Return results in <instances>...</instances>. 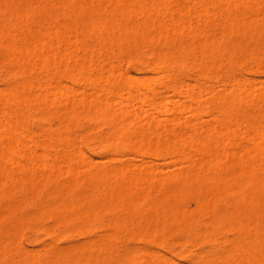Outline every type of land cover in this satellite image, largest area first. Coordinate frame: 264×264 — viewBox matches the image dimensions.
Segmentation results:
<instances>
[{
	"label": "rangeland",
	"instance_id": "rangeland-1",
	"mask_svg": "<svg viewBox=\"0 0 264 264\" xmlns=\"http://www.w3.org/2000/svg\"><path fill=\"white\" fill-rule=\"evenodd\" d=\"M219 1L0 0V264H264V3Z\"/></svg>",
	"mask_w": 264,
	"mask_h": 264
},
{
	"label": "bare ground",
	"instance_id": "bare-ground-1",
	"mask_svg": "<svg viewBox=\"0 0 264 264\" xmlns=\"http://www.w3.org/2000/svg\"><path fill=\"white\" fill-rule=\"evenodd\" d=\"M127 1H128V0H127ZM140 1H141V0H140ZM228 1H229V0H228ZM248 1H249V0H248ZM131 2H132V1H131ZM159 2H160V1H158V3H159ZM198 2H199V1H198ZM219 2H221V1H219ZM224 2H225V0H224L223 2H221V3H224ZM229 2H230V1H229ZM232 2H233V1H232ZM236 2H237V1H236ZM236 2H235V3H236ZM242 2H243V1H242ZM252 2H253V0H252ZM262 2L264 3V0H263ZM68 3H69V2H68ZM75 3H76V2H75ZM143 3H144V2H143ZM187 3H188V1H187ZM233 3H234V2H233ZM235 3L233 4L234 6H235ZM134 4H135V3H134ZM141 4H142V3H141ZM195 4H196V3H195ZM229 4H231V3H229ZM237 4H238V3H237ZM247 4H248V3H247ZM252 4H253V3H252ZM222 5H223V4H222ZM227 5H228V4H227ZM121 6H122V5H121ZM130 6H131V5H130ZM234 6H232V7H234ZM247 6H248V5H247ZM85 7H86V6H85ZM85 7H84V8H85ZM87 7H88V6H87ZM93 7H94V6H93ZM112 7H113V6H112ZM128 7H129V6H128ZM200 7H201V6H200ZM200 7H199V8H200ZM229 7H230V6H229ZM249 7H250V6H249ZM138 8H139V7H138ZM141 8H142V7H141ZM251 8H252V7H251ZM86 9H87V8H86ZM86 9H85V10H86ZM94 9H95V8H94ZM104 9H105V8H104ZM104 9H103V10H104ZM131 9H132V7H131ZM131 9H130L129 11H131ZM157 9H158V8H157ZM200 9H201V8H200ZM222 9H223V8H222ZM14 10H15V9H14ZM87 10H88V9H87ZM99 10H100V9L98 8V12L100 13ZM105 10H106V9H105ZM111 10H112V9H111ZM125 10H126V9H125ZM127 10H128V9H127ZM135 10H136V9H135ZM231 10H232V9H231ZM248 10H250V9L248 8ZM1 11H2V10H1ZM92 11H93V10H91V13H92ZM114 11H115V10H114ZM129 11H128V12H129ZM145 11L147 12V10H145ZM229 11H230V9H229ZM232 11H233V10H232ZM95 12H96V11H95ZM115 12H117V11H115ZM123 12H124V11H123ZM204 12H205V11H204ZM86 13H87V11H86ZM96 13H97V12H96ZM101 13H102V12H101ZM101 13H100L99 15H101ZM124 13H125V12H124ZM132 13H133V12H132ZM199 13H200V12H199ZM223 13H224V12H223ZM79 14H80V13H79ZM93 14H95V13H93ZM97 14H98V13H97ZM115 14H116V13H115ZM119 14H120V13H119ZM126 14L129 16L128 13H126ZM150 14H151V13H150ZM166 14H167V13H166ZM187 14H188V12H187ZM201 14H202V13H201ZM245 14H246V13H245ZM26 15H27V14H26ZM86 15H87V14H86ZM88 15H89V13H88ZM88 15H87V17H88ZM99 15H98V19H99ZM109 15H111V14H109ZM117 15H118V14H117ZM140 15H141V14H140ZM144 15H145V14H144ZM151 15H152V14H151ZM202 15H203V14H202ZM252 15H253V14H252ZM78 16H79V15H78ZM84 16H85V15H84ZM115 16H116V15H115ZM208 16H209V15H208ZM211 16H212V15H211ZM247 16H249V15H246V17H247ZM68 17H69V16H68ZM92 17H94V16L92 15ZM95 17H97V16L95 15ZM109 17H111V16H109ZM120 17H121V16H120ZM123 17H124V16H123ZM132 17H133V16H132ZM171 17H172V16H171ZM84 18H86V17H84ZM114 18H115V17H114ZM114 18H112V19H114ZM146 18H147V16H146ZM162 18H163V17H162ZM165 18H166V17H165ZM81 19H82V18H81ZM110 19H111V18H110ZM110 19H109V20H110ZM116 19H118V18H116ZM158 19H159V18H158ZM160 19H161V18H160ZM166 19H167V18H166ZM166 19H165V20H166ZM237 19H238V18H237ZM260 19H261V18H260ZM82 20H83V19H82ZM85 20H90V19H85ZM91 20L93 21V18H92ZM100 20H101V18H100ZM125 20H126V19H125ZM187 20H188V19H187ZM202 20H203V19H202ZM233 20H234V19H233ZM239 20H240V19H239ZM252 20H253V19H252ZM83 21H84V20H83ZM122 21H123V20H122ZM162 21H163V20H162ZM188 21H189V20H188ZM193 21H194V20H193ZM246 21H247V20H246ZM249 21H250V20H248V22H249ZM84 22H85V21H84ZM94 22L99 23L100 21L98 22V20H97V21H94ZM158 22H159V20H158ZM164 22H165V21H164ZM167 22H168V21H167ZM201 22H202V21H201ZM113 23H114V22H113ZM128 23H130V22H128ZM135 23H136V22H135ZM135 23H134V25H135ZM143 23H144V21H143ZM146 23H147V22H146ZM226 23H227V22H226ZM235 23H236V22H235ZM235 23H234V24H235ZM252 23H253V22H252ZM80 24H81V23H80ZM92 24H93V22H92ZM162 24H163V22L161 23V25H162ZM167 24H169V22H168ZM174 24H175V22H174ZM217 24H219V23H217ZM228 24H229V23H228ZM228 24H227L226 26H228ZM237 24H238V23H237ZM244 24H245V23H244ZM244 24H243V25H244ZM93 25H94V24H93ZM98 25H99V24H98ZM120 25H121V24H120ZM134 25H133V26H134ZM142 25H143V24H142ZM161 25H160V26H161ZM177 25H178V24H177ZM224 25H225V24H223V26H224ZM231 25H233V24L231 23ZM238 25H239V24H238ZM95 26H96V25H95ZM140 26H141V25H140ZM248 26H249V25H248ZM93 27H94V26H93ZM96 27H97V26H96ZM155 27H156V26H155ZM158 27H159V26H158ZM158 27H157V28H158ZM168 27H169V25H168ZM178 27H179V26H178ZM224 27H225V26H224ZM233 27H234V26H233ZM237 27H239V26H237ZM237 27H236V28H237ZM246 27H247V25H246ZM117 28H118V27H117ZM119 28H120V27H119ZM128 28H129V27H128ZM144 28H145V27H144ZM162 28H163V27H162ZM184 28H185V27H184ZM234 28H235V27H234ZM86 29H87V28H86ZM90 29H91V28H90ZM96 29H97V28H96ZM96 29H94V30H96ZM137 29H138V25H137ZM168 29H169V28H168ZM171 29H172V28H171ZM231 29H232V27H231ZM32 30H33V29H32ZM105 30H106V29H105ZM107 30H108V29H107ZM132 30H134V29H132ZM138 30H139V29H138ZM244 30H245V29H244ZM256 30H257V28H256ZM38 31H39V30H38ZM74 31H75V30H74ZM89 31H90V30H89ZM96 31H97V30H96ZM124 31H125V30H124ZM136 31H137V30H136ZM139 31H140V30H139ZM160 31H161V30H160ZM221 31H222V29H221ZM230 31H231V30H230ZM232 31H234V30H232ZM236 31H237V30H236ZM93 32H94V31H93ZM223 32H224V31H223ZM255 32H256V31H255ZM34 33H35V31H34ZM55 33H56V32H55ZM113 33H114V31H113ZM116 33H117V31H116ZM121 33H122V32H121ZM163 33H164V32H163ZM170 33H171V32H170ZM235 33H236V32H235ZM99 34H100V31H99ZM135 34L139 35V33H137V32H136ZM159 34H160V32H159ZM159 34H158V35H159ZM244 34H245V33H244ZM30 35H31V34H30ZM105 35H106V34H105ZM108 35H109V34H108ZM108 35H107V37H108ZM126 35H127V34H126ZM166 35H167V34H166ZM220 35H221V34H220ZM223 35H224V34H223ZM34 36H35V35H34ZM111 36H112V35H111ZM154 36H155V35H154ZM240 36H241V35H240ZM245 36H246V35H245ZM47 37H48V36H47ZM102 37H103V36H102ZM124 37H125V36H124ZM137 37H138V36H137ZM146 37H147V35H146ZM146 37H145V38H146ZM39 38H40V37H39ZM114 38H115V37H114ZM145 38H144V39H145ZM160 38H161V37H160ZM101 39H102V38H101ZM142 39H143V38H142ZM146 39H148V38H146ZM161 39H162V38H161ZM239 39H240V38H239ZM102 40H103V39H102ZM108 40H109V39H108ZM117 40H118V39H117ZM34 41H35V39H34ZM34 41H33V42H34ZM37 41H38V40H37ZM75 41H76V40H75ZM130 41H131V40H130ZM133 42H134V41H133ZM139 42H140V41H139ZM167 42H168V41H167ZM37 43H38V42H37ZM140 43H141V42H140ZM168 43H169V42H168ZM71 44H72V43H71ZM166 44H167V43H166ZM128 45H129V43H128ZM135 45H136V43H135ZM147 45H148V44H147ZM147 45H146V46H147ZM164 45H165V44H164ZM240 45H241V41H240ZM157 46H158V45H157ZM159 46H160V45H159ZM185 46H186V45H185ZM189 46H190V45H189ZM189 46H188V47H189ZM192 46H193V45H192ZM142 47H143V46H142ZM203 47H204V46H203ZM207 47H208V45H207ZM259 47H260V46H259ZM8 48H9V47H8ZM94 48H95V47H94ZM129 48H130V47H129ZM189 48H190V47H189ZM34 49H35V47H34ZM83 49H84V48H83ZM131 49H132V48H131ZM138 49H139V48H138ZM143 49H144V48H143ZM146 49H147V48H146ZM166 49H167V48H166ZM184 49H185V48H184ZM190 49H191V48H190ZM218 49H219V48H218ZM218 49H216V50H218ZM255 49H257V48H255ZM123 50H124V49H123ZM139 50H141V49H139ZM214 50H215V49H214ZM216 50H215V51H216ZM257 50L259 51V49H257ZM257 50H256V52H257ZM14 51H15V50H14ZM73 51H74V50H73ZM115 51H117V50H115ZM132 51H133V50H132ZM141 51H142V50H141ZM162 51H163V50H162ZM162 51H161V52H162ZM169 51H170V50H168L167 52H169ZM194 51H195V50H194ZM248 51H249V50H248ZM17 52H18V51H17ZM21 52H22V51H21ZM108 52H109V51H108ZM149 52H150V51H149ZM163 52H164V51H163ZM165 52H166V51H165ZM175 52H177V50H176ZM175 52H174V53H175ZM218 52H219V51H218ZM223 52H224V51H223ZM226 52H228V51L226 50ZM245 52H246V51H245ZM260 52H261V51H260ZM33 53H34V52H33ZM172 53H173V52H172ZM172 53H171V55H172ZM177 53H179V52H177ZM184 53H185V52L183 51V54H184ZM209 53H210V52H209ZM224 53H225V52H224ZM8 54H9V53H8ZM156 54H157V53H156ZM160 54H161V53H160ZM162 54H163V53H162ZM179 54H180V53H179ZM183 54H182V55H183ZM205 54H206V53H205ZM210 54H211V53H210ZM214 54H215V52H214ZM216 54H217V53H216ZM220 54H221V53H220ZM22 55H23V54H22ZM164 55H165V54H164ZM167 55H168V54H167ZM243 55H244V54H243ZM72 56H73V55H72ZM107 56H108V55H107ZM158 56H159V55H158ZM211 56H212V55H211ZM211 56H210V58H211ZM214 56H215V55H214ZM214 56H213V57H214ZM216 56H217V55H216ZM226 56H227V55H226ZM23 57H24V56H23ZM54 57H55V56H54ZM57 57H58V56H57ZM151 57H152V56H151ZM151 57H150V58H151ZM166 57H167V56H166ZM168 57H169V56H168ZM168 57H167V58H168ZM171 57H172V56H171ZM171 57H170V59H172ZM182 57H183V56H182ZM207 57H208V56H207ZM218 57H219V56H218ZM221 57H222V56H221ZM227 57H228V56H227ZM63 58H64V57H63ZM141 58H142V57H141ZM155 58H156V57H155ZM159 58H160V57H159ZM163 58H164V57H163ZM173 58H174V57H173ZM180 58H181V57H180ZM214 58H215V57H214ZM151 59H154V58H151ZM181 59H182V58H181ZM196 59H197V57H196ZM228 59H229V58H228ZM47 60H48V59H47ZM63 60H65V59H63ZM155 60H156V59H155ZM161 60H162V59H160V61H161ZM166 60H168V59H166ZM207 60H208V59H207ZM137 61H138V60H137ZM143 61H144V60H143ZM158 61H159V60H157L156 63H158ZM160 61H159L160 65L163 64V66H164V63H165L166 61L163 62V63H162V61H161V62H160ZM176 61H177V58H176ZM178 61H179V60H178ZM178 61H177V62L174 61V63H176V65H177V64L180 63V62H178ZM200 61H201V60H200ZM66 62H67V61H66ZM152 62H153V61H152ZM169 62H170V61H169ZM187 62H188V61H187ZM86 63H87V62H86ZM92 63H93V62H92ZM115 63H116V62H115ZM167 63H168V62H167ZM188 63H189V62H188ZM208 63H209V62H208ZM143 64H144V63H143ZM168 64H169V63H168ZM211 64H212V63H211ZM69 65H70V64H69ZM73 65H74V64H73ZM91 65H92V64H91ZM160 65L158 64L159 67H160ZM171 65H172V64H171ZM204 65H205V64H204ZM204 65L202 64L201 67H204ZM208 65H210V64H208ZM26 66H27V65H26ZM156 66H157V64H156ZM158 66H157V67H158ZM163 66L160 67L161 70L164 69ZM165 66L167 67V65H165ZM114 67H115V66H114ZM159 67H158V68H155L154 71H156V69H158V70L160 71ZM193 67H194V65H193ZM199 67H200V66H199ZM75 68H76V67H75ZM116 68H117V67H116ZM162 68H163V69H162ZM85 69H87V68H85ZM112 69H115V68H112ZM117 69H118V68H117ZM202 69H203V68H202ZM202 69H201V70H202ZM205 69H206V66H205ZM70 70H71V69H70ZM77 70H78V69H77ZM106 70H107V69H106ZM193 70H194V69H193ZM199 70H200V69H199ZM206 70H207V69H206ZM95 71H96V69H95ZM204 71H205V70H204ZM212 71H213V70H212ZM71 72H72V70H71ZM71 72H70V73H71ZM106 72H107V71H106ZM106 72H105V73H106ZM109 72H110V71H109ZM163 72H165V71H163ZM73 73H74V72H73ZM96 73H97V72H96ZM160 73H161V72H160ZM66 74H67V73H66ZM74 74H75V73H74ZM162 75H164V74H162ZM166 75H167V74H166ZM66 76H67V75H66ZM72 76H73V74H72ZM74 76H75V75H74ZM74 76H73V77H74ZM89 76H90V75H89ZM102 76H103V75H102ZM103 77H105V76H103ZM163 77H164V76H163ZM165 77H166V76H165ZM94 78H95V77H94ZM104 79H105V78H104ZM85 80H86V79H85ZM101 80H102V79H101ZM76 81H77V80H76ZM235 83H236V81H235ZM242 83H243V82H242ZM107 84H108V83H107ZM128 85H129V84H128ZM121 86H122V85H121ZM169 86H170V85H169ZM240 86H241V85H240ZM24 87H25V86H24ZM112 87H113V86H112ZM131 87H132V85H131ZM131 87H130V88H131ZM175 87H176V86H175ZM177 87H178V86H177ZM179 87H180V86H179ZM181 87H182V86H181ZM181 87H180V88H181ZM232 87H233V86H232ZM232 87H231V88H232ZM236 87H237V86H236ZM236 87H235V88H236ZM97 88H98V85H97ZM122 88H123V87H122ZM186 88H187V87H186ZM224 88H225V87H224ZM240 88H242V87H240ZM240 88H239V89H240ZM101 89H102V88H101ZM105 89H106V91H107V88H105ZM189 89H190V88H189ZM189 89H187V90H189ZM239 89L237 88V90H239ZM14 90H15V89H14ZM55 90H56V89H55ZM175 90H176V88H175ZM190 90H191V89H190ZM190 90H189V91H190ZM234 90H235V89H234ZM243 90H244V89H243ZM246 90H247V89H246ZM125 91H128V89H127V90L125 89ZM183 91H184V90H183ZM240 91H242V89H240ZM261 91H262V90H261ZM58 92H59V91H58ZM101 92H102V91H101ZM122 92H123V91H122ZM187 92H188V91H187ZM187 92L185 93V95L188 96V93H187ZM228 92H229V90H228ZM247 92H248V91H247ZM38 93H39V92H38ZM191 93H192V92H191ZM244 93H245V90H244ZM263 93H264V90L262 91V94H260V93H259V94L263 96V95H264ZM98 94H100V93L98 92ZM129 94H130V93H129ZM192 94H193V93H192ZM259 94H258V96H259ZM26 95H27V94H26ZM64 95H65V94H64ZM127 95H128V94H127ZM181 95H182V94H181ZM213 95H214V94H213ZM218 95H219V94H218ZM98 96H99V95H98ZM240 96H241V95H240ZM252 96H253V95H252ZM262 96H261V97H262ZM15 97H16V96H15ZM32 97H33V96H32ZM108 97H109V96H108ZM126 97H128V96H126ZM193 97H194V96H193ZM18 98H19V97H18ZM121 98H123L122 95H121ZM159 98H160V97H159ZM177 98H178V97H177ZM190 98H192V97H190ZM212 98H213V97H212ZM228 98H229V97H228ZM242 98H243V97H242ZM242 98H241V99H242ZM246 98H247V97H246ZM255 98H256V97H255ZM33 99H34V98H33ZM112 99H113V98H112ZM160 99H161V98H160ZM160 99H159V101H160ZM260 99H262V98H260V96H259V100H260ZM19 100H20V99H19ZM40 100H41V98H40ZM48 100H49V99H48ZM146 100H147V98H146ZM213 100H214V99H213ZM227 100H228V99H227ZM248 100H249V99H248ZM109 101H110V99H109ZM125 101H126V100H125ZM129 101H130V100H129ZM195 101H196V102H199V101H197V98H196ZM225 101H226V100H225ZM231 101H232V100H231ZM19 102H20V101H19ZM105 102H106V101L102 102V104L104 103V104L106 105ZM117 102H118V101H117ZM226 102H227V101H226ZM158 103H159V102H158ZM162 103H163V102H162ZM213 103H214V102H213ZM258 103H259V102H258ZM52 104H54V103H52ZM104 104H103V106L105 107ZM115 104H116V103H115ZM119 104H121V103H119ZM125 104H126V103H125ZM143 104H144V103H143ZM147 104H148V102H147ZM160 104H161V103H160ZM165 104H166V103H165ZM193 104H194V103H193ZM221 104H223V103H221ZM231 104H232V103H231ZM236 104H237V103H236ZM94 105H95V104H94ZM158 105H159V104H158ZM219 105H220V104H219ZM46 106H47V105H46ZM109 106H110V105H109ZM114 106H115V105H114ZM129 106H130V105H129ZM161 106H163V105L161 104L159 107H161ZM216 106H217V105H216ZM223 106H224V105H223ZM226 106H227V105H226ZM228 106H229V105H228ZM231 106H232V105H231ZM147 107H148V106H147ZM153 107H154V106H152V108H153ZM159 107H158V108H159ZM219 107H220V106H219ZM221 107H222V106H221ZM235 107H236V106H235ZM235 107H234V108H235ZM118 108H120V107H118ZM161 108H162V107H161ZM217 108H218V107H217ZM223 108H224V107H223ZM229 108L232 109L231 107H229ZM229 108H228V109H229ZM234 108H233V109H234ZM253 108H254V107H253ZM89 109H90V107H89ZM89 109H88V110H89ZM121 109H122V108H120V110H121ZM184 109H185V108H184ZM221 109H222V108H221ZM228 109H227V111H228ZM233 109H232V110H233ZM180 110L183 111L182 108H181ZM218 110H219V109H218ZM65 111H66V110H65ZM129 111H130V110H129ZM129 111H128V115L126 114V115L128 116L127 118H129V116H130ZM233 111H234V110H233ZM262 111H263V110H262ZM223 112H225V111H223ZM67 113H68V112H67ZM67 113H66V115H67ZM101 113H102V112H101ZM124 113H125V112H124ZM126 113H127V111H126ZM220 113H222V112H220ZM231 113H233V112H231ZM8 114H9V112H8ZM87 114H88V112H87ZM105 114H106V113H105ZM109 114H110V113H109ZM198 114H199V113H198ZM262 114H263V112H262ZM80 115H81V114H80ZM91 115H92V114H91ZM107 115H108V114H107ZM11 116H12V115H11ZM74 116H75V115H74ZM109 116H110V115H109ZM137 116H138V115H137ZM262 116H263V115H262ZM49 117H50V116H49ZM63 117H64V116H63ZM88 117H89V116H88ZM97 117H98V116H97ZM226 117H227V116H226ZM98 118H100V117H98ZM105 118H106V117H105ZM105 118H104V119H105ZM136 118H137V117H136ZM10 119H11V117H10ZM73 119H75V118L73 117ZM87 119H88V118H87ZM91 119H92V117H91ZM262 119H263V118H262ZM92 120H93V119H92ZM92 120H91V121H92ZM138 120H140V119L138 118ZM243 120H244V119H243ZM17 121H18V120H17ZM69 121H70V120H69ZM86 121H87V120H86ZM172 121H173V120H172ZM7 122H9V121H7ZM139 122H140V121H139ZM173 122H175V121H173ZM251 122H252V121H251ZM251 122H250V123H251ZM255 122H257V121H255ZM128 123H129V120H128ZM128 123H127V124H128ZM154 123H155V124H156V123L158 124V122H154ZM154 123H153V124H154ZM263 123H264V122H263ZM18 124H19V123H18ZM18 124H17V125H18ZM116 124H117V123H116ZM127 124H126V125H127ZM157 124H156V125H157ZM177 124H178V123H177ZM254 124H255V123H254ZM258 124H259V123H258ZM260 124H261V123H260ZM107 125H108V123H107ZM141 125L143 126L144 124H141ZM224 125H225V124H224ZM251 126H252V125H251ZM251 126H250V127H251ZM254 126L256 127V125H254ZM259 126H260V125H259ZM21 127H22V126H21ZM116 127H117V126H116ZM136 127L138 128V126H136ZM146 127H147V126H146ZM162 127H163V126H162ZM1 128H2V127H1ZM8 128H9V127H8ZM83 128H84V127H83ZM226 128H227V126H226ZM226 128H225V129H226ZM260 128H261V127H260ZM126 129H127V128H126ZM138 129H139V128H138ZM138 129H137V130H138ZM255 129H256V128H255ZM14 130H15V129H14ZM114 130H115V129H114ZM123 130H125V128H123ZM123 130H122V131H123ZM203 130H205V129H203ZM0 131H1V130H0ZM2 132H3V131H2ZM53 132H54V131H53ZM120 132H121V131H120ZM123 132H125V131H123ZM123 132H122V134H123ZM137 132H138V131H137ZM205 132H206V130H205ZM226 132H227V130H226ZM255 132H257V129H256ZM261 132H262V135H263L264 132H263L262 130H261ZM159 133H160V132H159ZM216 133H217V132H216ZM253 133H254V132H253ZM258 133H259V132H258ZM126 134H127V133H126ZM256 134H257V133H256ZM109 135H110V134H109ZM117 135H118V134H117ZM146 135H147V134H146ZM169 135H170V134H169ZM172 135L175 136L176 134H175V135L172 134ZM172 135H171V136H172ZM220 135H221V134H220ZM260 135H261L260 133H259V135H255V134H254V136H259V137L261 138ZM126 136H127V135H126ZM130 136H131V135H130ZM130 136H129V137H130ZM161 136H162V133H161ZM249 136H250V135H249ZM141 137H142V136H141ZM144 137H145V136H144ZM147 137H148V136H147ZM0 138H1V136H0ZM114 138H115V136H114ZM114 138H113V140H114ZM116 138H117V137H116ZM124 138H125V137H124ZM153 138H154V134H153ZM163 138H164V137H163ZM210 138H211V137H210ZM228 138H229V137H228ZM249 138H251V137H249ZM120 139H121V138H120ZM155 139H156V138H155ZM253 139H256V137H254ZM261 139H262V138H261ZM129 140H130V139H128V142L131 141V140H130V141H129ZM145 140L148 141V142H150V141L147 140V139H145ZM183 140H184V136H183ZM258 140H259V139H258ZM94 141H95V140H94ZM115 141H116V140H115ZM121 141H123V140L121 139ZM146 141H145V142H146ZM175 141H176V139H175ZM222 141H223V140H222ZM225 141H226V140H225ZM251 141H252V138H251ZM255 141H256V140H255ZM263 141H264V140H263ZM102 142H103V141H102ZM140 142L143 143L144 141H140ZM148 142H146V143H148ZM154 142H155V141H154ZM184 142H185V141H184ZM202 142H203V141H202ZM256 142H257V141H256ZM258 142H259V141H258ZM258 142H257V143H258ZM117 143H118V142H117ZM134 143H136V142H134ZM150 143H151V142H150ZM226 143H228V141L225 142L224 145H226ZM257 143H256V144H257ZM17 144H19V143H17ZM118 144L121 145V143H118ZM132 144H133V143H130V145H132ZM140 144H141V143H140ZM148 144H149V143H148ZM148 144H147V145H148ZM201 144H202V143H201ZM203 144L205 145V142H204ZM262 144H263V143H262ZM7 145H8V144H7ZM20 145H22V144H20ZM204 145H203V146H204ZM253 145H254V144H253ZM77 146H78V145H77ZM101 146H102V145H101ZM104 146H105V145H104ZM113 146H115V145H113ZM133 146H136V144L132 145V147H133ZM144 146H145V145H144ZM221 146H222V145H221ZM45 147H47V146H45ZM105 147H106V146H105ZM107 147H108V146H107ZM129 147H130V146H129ZM137 147H138V146H137ZM13 148H14V147H13ZM51 148H52V147H51ZM116 148H117V146L115 147V149H116ZM118 148H119V147H118ZM134 148H135V147H134ZM160 148H161V147H160ZM52 149H53V148H52ZM137 149H138V148H137ZM139 149H140V148H139ZM149 149H151V148H149ZM161 149H163V147H162ZM205 149H207V148L205 147ZM250 149H251V148H250ZM252 149H253V148H252ZM252 149H251V151H252ZM64 150H65V149H64ZM116 150H117V149H116ZM207 150H208V149H207ZM253 150H254V149H253ZM256 150H257V149H256ZM111 151H112V150H111ZM249 151H250V150H249ZM260 151H264V150H260ZM211 152H212V151H211ZM8 153H9V152H8ZM14 153H15V152H14ZM156 153H157V151H156ZM160 153H161V152H160ZM178 153H179V152H178ZM251 153H253V151H252ZM262 153H263V152H262ZM49 155H50V154H49ZM65 155H66V154H65ZM74 155H75V154H74ZM208 155H209V154H208ZM10 156H12V154H11ZM209 156H210V155H209ZM248 156H249V155H248ZM253 156H255V155H253ZM250 157H251V156H250ZM24 158L26 159L27 157L25 156ZM70 158H72V157H70ZM72 159H73V158H72ZM73 160H74V159H73ZM251 160H252V158H251ZM9 161H11V160H9ZM217 162H218V160H217ZM219 162H221L220 159H219ZM9 163H10V162H9ZM221 163H222V162H221ZM236 163H237V162H236ZM212 164H213V163H212ZM245 164H246V163H245ZM11 165H12V164H11ZM215 165H216V163H215ZM213 166H214V165H213ZM245 166H246V165H245ZM85 167H86V166H85ZM219 167H220V165H219ZM250 167H251V166H250ZM254 167H255V166H254ZM121 168H122V167H121ZM125 168H126V167H125ZM248 168H249V167H248ZM249 169H250V168H249ZM249 169H248V170H249ZM256 169H257V168H256ZM68 170H69V168H68ZM77 171H78V168H77ZM127 171H128V169H127ZM244 171H245V170H244ZM250 171H251V170H250ZM92 172H93V171H92ZM128 172H130V171H128ZM1 173H2V172H1ZM72 173H73V172H72ZM97 173H98V172H97ZM109 173H110V172H109ZM126 173H127V172H126ZM240 173H241V172H240ZM95 175H96V174H95ZM109 175H110V174H109ZM253 176H254V175H253ZM253 176H252V177H253ZM79 177H80V176H79ZM124 177H125V176H124ZM142 177H143V176H142ZM205 177H206V176H205ZM125 178H126V177H125ZM241 178H242V177H240V179H241ZM23 179H24V178H23ZM100 179H101V178H100ZM178 179H179V178H178ZM200 179H201V178H200ZM98 180H99V179H98ZM104 180H105V179H104ZM238 180H239V179H238ZM185 181H186V180H185ZM235 181H236V180H235ZM10 182H11V181H10ZM129 182H130V181H129ZM212 182H213V181H212ZM234 183H235V182H234ZM75 184H76V183H75ZM236 184H238V183L236 182ZM248 184H249V183H248ZM239 185H240V184H239ZM106 186H107V185H106ZM249 186H250V185H249ZM249 186H248V187H249ZM251 186H252V185H251ZM69 187H70V186H69ZM115 187H116V186H115ZM121 187H123V186H121ZM127 187H128V186H127ZM176 187H177V186H176ZM187 188H188V187H187ZM240 188H241V187H240ZM107 189H108V188H107ZM123 189H124V188H123ZM123 189H122V191H123ZM130 189H131V188H130ZM181 189H182V188H181ZM188 189H189V188H188ZM245 189H246V187H245ZM77 190H78V189H77ZM112 190H113V189H112ZM114 190H115V188H114ZM125 190H126V187H125ZM127 190H128V189H127ZM127 190H126V191H127ZM194 190H195V189H194ZM212 190H213V189H212ZM261 190H262V189H261ZM128 191H129V190H128ZM130 191H131V190H130ZM191 191H193V190H191ZM263 191H264V190H263ZM115 192H116V191H115ZM123 192H124V191H123ZM227 192H228V191H227ZM66 193H67V192H66ZM75 193H76V192H75ZM92 193H93V192H92ZM101 193H103V192H101ZM133 193H134V192H133ZM179 193H180V192H179ZM187 193H188V195H189L190 192L188 191ZM187 193H186V194H187ZM192 193H193V192H192ZM71 194H72V193H71ZM77 194H78V193H77ZM94 194H95V193H94ZM103 194H104V193H103ZM172 194H173V193H172ZM186 194H185V195H186ZM254 194H255V193H254ZM1 195H2V194H1ZM96 195H97V194H96ZM124 195H125V194H124ZM167 195H168V194H167ZM177 195H178V194H177ZM190 195H191V193H190ZM190 195H189V196H190ZM235 195H236V194H235ZM75 196H76V195H75ZM104 196H105V194H104ZM169 196H170V195H169ZM172 196H174V195H172ZM182 196H183V195H182ZM244 196H245V195H244ZM3 197H4V196H3ZM65 197H67V196H65ZM82 197L84 198V196H82ZM95 197H96V196H95ZM26 198H27V197H26ZM63 198H64V197H63ZM160 198H161V197H160ZM167 198L170 199V197H167ZM167 198H166V199H167ZM182 198H183V197H182ZM188 198H189V197H188ZM61 199H62V198H61ZM77 199H78V198H77ZM88 199H89V198H88ZM161 199H162V198H161ZM161 199H160V200H161ZM171 199H172V198H171ZM183 199H185V198H183ZM183 199H182V200H183ZM192 199H193V198H192ZM221 199H222V198H221ZM257 199H259V198H257ZM63 200H64V199H63ZM75 200H76V199H75ZM158 200H159V199H158ZM160 200H159V202H161ZM187 200H188V199H187ZM100 201H101V200H100ZM62 202H63V201H62ZM79 202H80V201H79ZM110 202H111V201H110ZM122 202H123V201H122ZM170 202H171V201H170ZM170 202H169V203H170ZM76 203H77V201H76ZM102 203H103V202H102ZM105 203H106V202H105ZM161 203H162V202H161ZM178 203H180L179 200H178ZM64 204H65V203H64ZM64 204H63V205H64ZM96 204H97V203H96ZM167 204H168V202H167ZM176 204H177V202H176ZM180 204H182V203H180ZM191 204H192V203H191ZM202 204H203V203H202ZM82 205H83V204H82ZM88 205H89V204H88ZM205 205H206V204H205ZM6 206H7V205H6ZM99 206H100V205H99ZM164 206H165V205H164ZM167 206H168V208L171 209V207H170L169 205H167ZM210 206H211V205H210ZM106 207H107V206H106ZM125 208H126V207H125ZM176 208H177V207H176ZM178 208H179V207H178ZM195 208H196V207H195ZM204 208H206V207L204 206ZM64 209H65V208H64ZM68 209H69V208H68ZM101 209H102V208H101ZM202 209H203V208H202ZM70 210H71V208H70ZM68 211H69V210H67V212H68ZM89 211H90V210H89ZM168 211H169V210H168ZM184 211H185V210H184ZM204 211H205V210H204ZM52 212H53V211H52ZM63 212H64V211H63ZM128 212H129V211H128ZM188 212H189V211H188ZM201 212H202V211H201ZM231 212H232V211H231ZM184 213H185V212H184ZM199 213H200V212H199ZM202 213H203V212H202ZM224 213H225V212H224ZM60 214H61V213H60ZM72 214H75V213H72ZM129 214H130V212H129ZM200 214H201V213H200ZM76 215H77V214H76ZM185 215H186V214H185ZM220 215H221V214H220ZM220 215H219V216H220ZM78 216H79V215H78ZM88 217H89V216H88ZM149 217H150V216H149ZM228 217H229V216H228ZM261 217H262V216H261ZM76 218H77V217H76ZM135 218H136V217H135ZM218 218H219V217H218ZM221 218H222V217H221ZM232 218H233V217H232ZM145 219H146V218H145ZM216 219H217V218H216ZM107 220H108V219H107ZM146 220H147V219H146ZM221 220H222V219H221ZM226 220H227V219H226ZM60 221H62V220H60ZM81 221H82V220H81ZM175 221H176V220H175ZM249 221H250V219H249ZM30 222H31V221H30ZM58 222H59V221H58ZM173 222H174V221H173ZM219 222H220V221H219ZM227 222H228V221H227ZM83 223H84V222H83ZM135 223H136V222H135ZM176 223H178V222H176ZM183 223H184V222H183ZM212 223H213V222H212ZM222 223H223V222H221V226H222ZM229 223H230V222H229ZM256 223H257V222H256ZM108 224H109V223H108ZM110 224H111V223H110ZM179 224H180V223H179ZM230 224H231V223H230ZM242 224H244V223H242ZM60 225H61V224H60ZM211 225H212V224H211ZM248 225H249V223H248ZM142 226H143V225H142ZM149 226L151 227L150 224H149ZM186 226H187V225H186ZM233 226H234V225H233ZM233 226H232V227H233ZM244 226H245V225H244ZM143 227H144V226H143ZM180 227H181V226H180ZM189 227H191V226H189ZM209 227H210V225H209ZM232 227H231V228H232ZM238 227H239V226H238ZM252 227H253V226H252ZM252 227H251V228H252ZM156 228H157V227H156ZM193 228H194V227H193ZM243 228H244V227H243ZM133 229H134V228H133ZM140 229H141V228H140ZM142 229H143V228H142ZM149 229L151 230V228L148 227L147 231H148ZM182 229H183V227H182ZM235 229H237V228H235ZM244 229H246V228H244ZM244 229H242V231H243ZM251 230H252V229H251ZM194 231H195V230H194ZM254 231H255V230H254ZM157 232H158V231H157ZM234 232L236 233L237 231L234 230ZM244 232H245V231H244ZM146 233H148V232H146ZM187 233H189V232H187ZM195 233H196V232H195ZM197 233H198V232H197ZM245 233H246V232H245ZM248 233H249V232H248ZM152 234H153V233H152ZM152 234H151V235H152ZM189 234H190V233H189ZM257 234H258V233H257ZM147 235H148V234H147ZM149 235H150V232H149ZM187 235H188V234H187ZM238 236H239V235H238ZM238 236H236V237H238ZM242 236H243V235H242ZM156 239H157V238H156ZM156 239H155V240H156ZM261 239H263V238L261 237ZM163 240H164V239H163ZM150 241H151V240H150ZM235 242H236V241H235ZM254 242H255V241H254ZM250 243H251V242H250ZM261 243H262V242H261ZM214 244H215V243H214ZM240 244H241V243H240ZM238 245H239V244H238ZM242 246H243V245H242ZM246 248H247V247H246ZM162 249H163V248H162ZM244 249H245V248H244ZM254 251H255V250H254ZM227 253H228V252H227ZM234 253H235V252H234ZM226 255H227V254H226ZM228 255H229V253H228ZM228 255H227V256H228ZM237 256H238V255H237ZM240 256H241V255H240ZM248 256H249V255H248ZM131 257H132V256H131ZM209 257H210V256H209ZM218 257H219V256H218ZM228 257H229V256H228ZM234 257H235V256H234ZM242 257H243V256H242ZM246 257H247V256H246ZM250 257H251V256H250ZM254 257H255V256H254ZM254 257H253V258H254ZM262 257H263V256H262ZM240 258H241V257H240ZM240 258H239V260H240ZM257 258H258V257H257ZM220 259H221V258H220ZM226 259H227V257H226ZM228 259H229V258H228ZM235 259H236V258H235ZM246 259L249 260L250 258H246ZM255 259H256V258H254V260H255ZM199 260H200V258H199ZM203 260H205V259H203ZM241 260H242V258H241ZM244 260H245V259H244ZM261 260H262V258H261ZM133 261H134V260H133ZM133 261H132V262H133ZM141 261H142V260H141ZM263 261H264V260H263ZM127 262H128V261H127ZM135 262H137V261H134V264H137V263H135ZM199 262H200V261H199ZM202 262H203V261H202ZM219 262H220V261H219ZM235 262H236V261H235ZM245 262H248V261H245ZM249 262H250V261H249ZM249 262H248V264H249ZM30 263H31V262H30ZM207 263H208V262H207ZM222 263H223V262H222ZM231 263H232V262H231ZM243 263H244V261H243ZM251 263H252V262H251ZM253 263H254V262H253ZM257 263H258V262H257ZM132 264H133V263H132ZM199 264H200V263H199ZM204 264H205V263H204ZM223 264H224V263H223ZM226 264H227V263H226ZM235 264H236V263H235ZM255 264H256V263H255Z\"/></svg>",
	"mask_w": 264,
	"mask_h": 264
}]
</instances>
